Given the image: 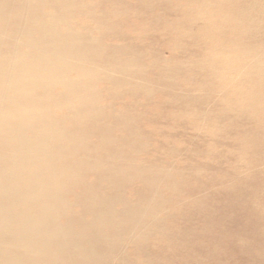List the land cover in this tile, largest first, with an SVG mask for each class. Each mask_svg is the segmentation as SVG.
Listing matches in <instances>:
<instances>
[{"label":"bare ground","instance_id":"bare-ground-1","mask_svg":"<svg viewBox=\"0 0 264 264\" xmlns=\"http://www.w3.org/2000/svg\"><path fill=\"white\" fill-rule=\"evenodd\" d=\"M170 1L0 0V264H170L192 181L264 199V0Z\"/></svg>","mask_w":264,"mask_h":264},{"label":"rangeland","instance_id":"rangeland-1","mask_svg":"<svg viewBox=\"0 0 264 264\" xmlns=\"http://www.w3.org/2000/svg\"><path fill=\"white\" fill-rule=\"evenodd\" d=\"M127 1L133 2L136 0ZM141 1L149 6L147 0ZM170 3V8L174 6L176 9L185 11V9L190 10L195 5L201 6L203 0H171ZM160 11L161 9L158 6L151 5V9L149 7L148 12L143 13L139 18L130 17L123 19V21H125V26L129 25L133 28H139L147 24L151 16ZM167 11L168 9L161 14L166 13L168 16L165 15L163 16L164 18H160L159 22H157L158 24H154L155 26L165 28L170 25V22L185 18L182 13L173 15L167 13ZM130 12L134 11L131 9ZM169 34L171 35V31H169L167 36ZM166 53L168 51H165ZM193 131L199 132L196 129ZM200 181H203V178ZM191 184L206 187V192L203 193L205 195V203L202 209L203 211L213 210L217 213L219 212L218 216L221 219L219 221L216 220L214 224L209 223L206 226H203L202 222L194 225L192 228L195 235L185 237L183 242L185 244L181 247L162 242L161 245L164 244L162 249L164 257L162 260L170 264H258L256 259L261 248L256 243L258 237L262 234L254 226L258 221V214L253 211V206L264 203V199L258 197H255V199L247 192L242 194L238 191L239 184L225 183L221 178L213 179L207 184L197 181H192ZM243 195L249 196L241 198ZM180 196L189 198L184 193H181ZM186 210L190 214H195L190 203L186 206ZM170 223H168V226L172 227L173 224ZM204 228L207 230L205 234H203Z\"/></svg>","mask_w":264,"mask_h":264}]
</instances>
